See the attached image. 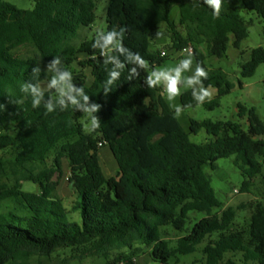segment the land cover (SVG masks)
Returning <instances> with one entry per match:
<instances>
[{"label":"trees","instance_id":"16d2710c","mask_svg":"<svg viewBox=\"0 0 264 264\" xmlns=\"http://www.w3.org/2000/svg\"><path fill=\"white\" fill-rule=\"evenodd\" d=\"M105 1L107 28H127L123 44L139 52L148 69L120 81L105 92L107 73L95 39L79 42L81 27L92 26L97 6ZM241 1L247 14L264 23V0ZM33 9H21L0 0V152L13 149V159L0 158V264H29L24 257L51 255L59 248L96 251L106 256L115 249L141 243L152 248L160 264H264V202L254 200L237 208H223L207 165L216 168L219 158L235 156L234 164L249 192L264 164V120L256 107L239 103L241 121L190 119L189 130L180 124L160 87L147 88L144 79L167 59L166 50L153 45L167 36L166 48L183 51L192 46L197 62L208 70L203 83L216 95L205 102L214 109L234 83L222 68L209 69L202 47L212 56H226L232 45L241 50L249 36L248 20L235 0H222L219 16L204 0H34ZM178 6V19L172 9ZM165 31H161L162 25ZM264 35V28H263ZM165 51L166 55H162ZM84 59H80V55ZM241 50V75L253 76L264 63V46ZM58 56L60 67L77 63L88 69L75 75L74 84L100 105V126L87 131L80 110L46 112L20 91L27 82H48L50 61ZM40 71L34 72V68ZM110 67V65H109ZM88 76L91 83L87 85ZM89 77V78H90ZM242 85L241 82H239ZM42 89V88H41ZM44 101L54 90L42 89ZM183 109L197 104L191 89L181 94ZM190 105L184 108L183 106ZM205 129L212 137L196 143L191 134ZM108 146L117 164L107 177L100 162L101 147ZM57 149L53 164L48 159ZM70 169L69 182L77 194L72 209L57 195L54 175L63 174V160ZM31 181L37 191H26ZM264 182V176H263ZM216 208L219 211L214 212ZM249 216L238 221V212ZM206 214L187 233L191 213ZM72 214H77L74 218ZM167 226L183 233L175 246L163 237ZM204 244L202 258L182 262ZM110 264H139L133 252H120Z\"/></svg>","mask_w":264,"mask_h":264},{"label":"rangeland","instance_id":"374dc122","mask_svg":"<svg viewBox=\"0 0 264 264\" xmlns=\"http://www.w3.org/2000/svg\"><path fill=\"white\" fill-rule=\"evenodd\" d=\"M235 1L242 9L243 15H245L248 20H251L249 26V36L242 42L241 46V50L247 51L245 59H248L249 51L251 49L259 46H264V23L259 17H257V15L251 13L247 14L243 8L241 1ZM8 2L21 9L26 10L33 9L35 4L34 0H8ZM105 6V1L98 3L96 22L90 27L80 28V35L76 39L77 42L82 39H91L98 31H106L107 22ZM178 16V6H174L172 9V18L175 20L178 19ZM165 28L166 25H162L161 31H165ZM168 43L169 39L167 38V36H162V38L159 37L153 43V45L157 48L166 50L168 54V59L157 68L164 66H175V64H177L180 59L187 58V54L182 51H176L166 48V45ZM241 50L235 49L232 45H230L226 56L219 58L209 55L205 47L201 48V51L204 52L206 56L205 64L207 65V67L209 69L222 68L224 71H226L229 75V79L234 83V88L229 94L221 98L220 105L215 107L214 109H209L208 107H206L205 103L202 105L197 104L195 107L183 109L179 116L176 115L180 124L186 131L189 130L191 118L196 120L211 119L213 121H241L245 129H248L249 124L247 117H239V103L244 104L247 107H256L261 119L264 120V63L258 67L256 73L253 76L243 77L241 75L240 67ZM84 58V55L81 54L80 59ZM191 58L193 60L192 70H194L197 64V60L193 54H191ZM192 70L187 73H183L182 75H191ZM70 71L73 74V82L75 81V75L81 71L89 75L88 69L81 68L77 63H75L70 68ZM89 77L90 76H88L87 85H89L92 80L91 77ZM239 82H241L242 85H240ZM40 87L42 89H48L47 82L41 83ZM208 88L213 91V98L216 95L214 91L216 88ZM187 90L190 89H182L181 94ZM181 94L177 96L173 101H169L166 95L163 94L168 106L174 111L176 106L182 107ZM205 102H207V100ZM82 121L85 123L86 118L82 119ZM211 137L212 136L208 134L205 129H202L197 134H191V139L196 143L207 142ZM56 152L57 149L52 151L49 155L48 162L50 165L53 164ZM15 154V150L8 149L0 152V158L5 161H9L14 158ZM99 156L100 162L104 168L105 175L107 177L114 175L117 171V164L112 156L110 148L108 146L101 147ZM234 158L235 156L219 158L216 161L215 169H213L209 165L205 167V171L211 179L212 186L215 189L216 195L223 203V208H237L242 203H247L254 200H263L264 202V164L262 174L254 179L251 191L246 192L242 191V185L245 177L243 176L241 170L234 164ZM63 170V174L57 172L54 175L53 181L58 182L56 190L57 195L62 199L66 208L71 210L74 202L77 199V194L74 191L72 184L68 180V177L70 176V169L68 166V162L65 159L63 160ZM23 189L26 191H37L38 186L31 181H24ZM219 210V208H216L214 212ZM72 215L74 218L78 217L77 214ZM205 215L206 214L200 212L191 213L192 221L188 224L187 230L184 232V234L187 233L188 230H191L193 225ZM248 216L249 212L247 210H240L238 212V221L241 222ZM182 235L183 233H180L171 226H167V228H165L163 231V237L169 241L171 246H175L177 244V240ZM203 246L204 244L199 245L198 250L195 253L182 257V262H190L193 260L201 259ZM123 251L133 252L135 261L139 264H160L156 262L151 256L152 248L141 243L134 244L133 248L131 249L123 248L112 250L109 252L108 258L97 253L96 251H88L84 248H59L51 255H34L29 258L24 257L23 259H27L26 262H28L29 264H110L113 262L116 255Z\"/></svg>","mask_w":264,"mask_h":264},{"label":"clouds","instance_id":"9594fccd","mask_svg":"<svg viewBox=\"0 0 264 264\" xmlns=\"http://www.w3.org/2000/svg\"><path fill=\"white\" fill-rule=\"evenodd\" d=\"M208 5L213 15L219 16L222 0H204ZM127 28L125 26L119 29L113 28L108 31H98L95 34V39L92 43L94 49L100 50V55L103 57V64L106 69L107 78L105 81V92L112 89L120 81L121 74L126 66L128 75L126 80H132L139 76L140 69H148L146 61L141 57L139 52H133L128 47L124 46L123 39ZM193 60L191 53H187V58L180 59L175 66H164L153 68L148 71L144 79V84L147 88L160 87L163 89V94L166 95L169 101H173L181 94L182 89H191L193 100L198 105H202L205 101H210L213 96V91L205 87L202 83V78H208V70L197 62L196 67L192 70ZM110 65V67H109ZM47 70L51 73L47 82V87L54 90L55 96H49L47 101H44L45 93L41 89L39 83L27 82L21 86L20 91L25 96L31 97V105L33 108H38L43 102L46 112L51 113L59 108L61 111L72 109L80 110L86 114L85 128L91 132L99 128L100 119L96 113L100 105L95 102H90L89 95L81 86H76L73 82V74L69 69L60 67V58L54 57L47 66ZM191 71V75L184 76L183 73ZM34 72H39L40 69L34 68ZM0 104V109H3ZM184 108L190 105L183 106ZM183 108L175 107V114L179 116Z\"/></svg>","mask_w":264,"mask_h":264},{"label":"built area","instance_id":"2783aa9c","mask_svg":"<svg viewBox=\"0 0 264 264\" xmlns=\"http://www.w3.org/2000/svg\"><path fill=\"white\" fill-rule=\"evenodd\" d=\"M182 52H184V53H188V52H190L191 54H193L194 53V48L192 47V46H189V47H187V48H185ZM162 55H166V52L165 51H163L162 52Z\"/></svg>","mask_w":264,"mask_h":264},{"label":"crops","instance_id":"0c3cea01","mask_svg":"<svg viewBox=\"0 0 264 264\" xmlns=\"http://www.w3.org/2000/svg\"><path fill=\"white\" fill-rule=\"evenodd\" d=\"M167 38H168V37H167ZM168 39H169V38H168ZM214 91H215V93H217V90H216V89H215ZM101 165H102V164H101ZM102 167H103V166H102ZM103 170H104V168H103ZM104 173H105V172H104Z\"/></svg>","mask_w":264,"mask_h":264}]
</instances>
